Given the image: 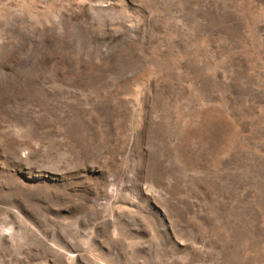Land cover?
<instances>
[{"label":"rangeland","instance_id":"1","mask_svg":"<svg viewBox=\"0 0 264 264\" xmlns=\"http://www.w3.org/2000/svg\"><path fill=\"white\" fill-rule=\"evenodd\" d=\"M0 264H264V0H0Z\"/></svg>","mask_w":264,"mask_h":264}]
</instances>
